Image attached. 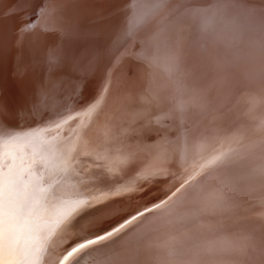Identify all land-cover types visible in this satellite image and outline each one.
Wrapping results in <instances>:
<instances>
[{"label": "snow or ice", "instance_id": "snow-or-ice-1", "mask_svg": "<svg viewBox=\"0 0 264 264\" xmlns=\"http://www.w3.org/2000/svg\"><path fill=\"white\" fill-rule=\"evenodd\" d=\"M118 12L113 25L89 0H14L3 14L17 19L0 25V73L20 84L0 80V264H112L105 250L128 251L198 180L214 186L206 206L261 229L217 264H264V0ZM218 25L242 60L199 49ZM156 186L165 198L128 210Z\"/></svg>", "mask_w": 264, "mask_h": 264}, {"label": "bare ground", "instance_id": "bare-ground-1", "mask_svg": "<svg viewBox=\"0 0 264 264\" xmlns=\"http://www.w3.org/2000/svg\"><path fill=\"white\" fill-rule=\"evenodd\" d=\"M14 0H0V25L14 23L17 17L4 18V12L11 7ZM131 0H89L90 7L108 17L109 23L120 24L122 14L118 12ZM191 5L197 7H208L216 0H187ZM221 26H217L215 32L200 41L197 37L198 47L201 51L210 50L215 46L222 56L229 61L236 57L243 59V51L236 50L231 41L220 33ZM9 47H11L9 45ZM14 49L10 50L9 62ZM4 75L8 77V84L13 88L19 87L20 82L11 79L10 71L0 73V80ZM79 82V77L71 76L63 79L60 83L62 89L73 91ZM89 95L88 89L85 90ZM11 104L14 97H7ZM74 126V125H73ZM214 186L206 185L202 180L186 190V196L182 203L175 206L171 217L165 220H157L144 230L141 239L135 240L128 251H124L117 243L104 251L105 255H113L112 264H217L220 260H228L239 254L235 249L229 248L227 241L235 239L240 235L254 233L259 235L261 229L252 222L241 221L233 223V218L238 215L239 210L226 205L211 207L206 206L205 201L213 191ZM154 194V195H153ZM170 194V193H167ZM166 189L161 186L152 188L151 193L146 196L135 197L128 210L143 206H150L152 202L165 198ZM236 197L226 195L229 202L235 201ZM157 215V213H152ZM151 216L145 215L140 223H144ZM116 254H119L118 256Z\"/></svg>", "mask_w": 264, "mask_h": 264}, {"label": "water", "instance_id": "water-1", "mask_svg": "<svg viewBox=\"0 0 264 264\" xmlns=\"http://www.w3.org/2000/svg\"><path fill=\"white\" fill-rule=\"evenodd\" d=\"M85 94H86V92H85ZM0 99H4V98H0ZM26 124H30V123H32L31 121H28V120H25L24 121Z\"/></svg>", "mask_w": 264, "mask_h": 264}]
</instances>
